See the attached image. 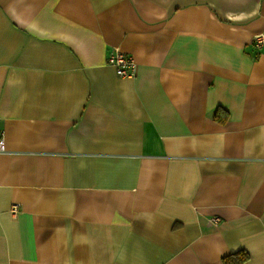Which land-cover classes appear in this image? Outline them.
I'll return each instance as SVG.
<instances>
[{"label":"crops","instance_id":"1","mask_svg":"<svg viewBox=\"0 0 264 264\" xmlns=\"http://www.w3.org/2000/svg\"><path fill=\"white\" fill-rule=\"evenodd\" d=\"M260 32L264 0H0V264H264Z\"/></svg>","mask_w":264,"mask_h":264},{"label":"built area","instance_id":"2","mask_svg":"<svg viewBox=\"0 0 264 264\" xmlns=\"http://www.w3.org/2000/svg\"><path fill=\"white\" fill-rule=\"evenodd\" d=\"M253 44L256 47L264 46V33H256L252 39ZM107 61L110 62L114 67L118 75H133L135 72V65L132 59L125 55L118 47L113 46L108 55ZM2 139V134L0 133V141ZM13 209H16V205H13ZM214 222L219 221V217H212Z\"/></svg>","mask_w":264,"mask_h":264},{"label":"trees","instance_id":"3","mask_svg":"<svg viewBox=\"0 0 264 264\" xmlns=\"http://www.w3.org/2000/svg\"><path fill=\"white\" fill-rule=\"evenodd\" d=\"M219 111L221 113H219ZM213 118L219 122H225L228 118V112L222 108H216L213 112ZM249 258L247 251L243 249L236 250L221 258L222 264H242Z\"/></svg>","mask_w":264,"mask_h":264}]
</instances>
